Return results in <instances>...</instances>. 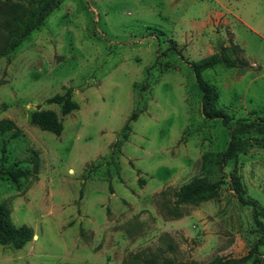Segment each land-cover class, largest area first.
I'll use <instances>...</instances> for the list:
<instances>
[{
  "label": "rangeland",
  "instance_id": "374dc122",
  "mask_svg": "<svg viewBox=\"0 0 264 264\" xmlns=\"http://www.w3.org/2000/svg\"><path fill=\"white\" fill-rule=\"evenodd\" d=\"M35 1L0 0V44L10 8ZM232 43L250 66L201 76L233 126L264 118V0H63L0 56V121L9 122L0 168H30L32 150L38 157L18 185L0 178L11 222L33 232L19 248L0 243V264H204L246 254L258 233L229 176L264 209L263 135H241L213 196L178 195L212 179L204 157L229 138L219 119L201 115L189 64ZM66 90L76 108L62 115L47 99ZM36 110L53 111L60 132L33 123ZM257 257L264 264V245Z\"/></svg>",
  "mask_w": 264,
  "mask_h": 264
},
{
  "label": "trees",
  "instance_id": "16d2710c",
  "mask_svg": "<svg viewBox=\"0 0 264 264\" xmlns=\"http://www.w3.org/2000/svg\"><path fill=\"white\" fill-rule=\"evenodd\" d=\"M63 0H36L35 3L26 11L19 12L16 6H12L7 14L4 22L3 30L5 39L0 44V56L9 53L15 48L21 40L31 31L37 29L44 19L55 10ZM230 49L233 57L226 53ZM175 50L174 46L168 48ZM243 50L238 44L232 43L229 47L220 45L216 52L203 57L197 61L190 62L189 66L192 70L195 84L200 92V113L204 119H219L222 125L228 130V141L222 151L208 153L204 157L203 167L211 176L210 181L191 180L183 185L179 192V199L184 202H194L205 200L213 196L222 184L223 167L226 163L235 159L242 151L243 143L241 135L256 133L264 136V118L256 116L250 120L240 119L233 126L229 125L231 116L222 109L216 107L217 94L212 86L202 78L201 72L215 65H222L226 68L246 69L250 64L239 56ZM48 102H54L60 105L61 114H67L76 108L75 102L70 99L69 90L63 94H55ZM134 114L130 116L133 118ZM30 119L33 123L39 125L42 129L53 133H59L61 130V121L53 111L36 110L31 112ZM8 121H0V132L9 130ZM12 136H16L12 132ZM30 168L7 167L0 168V178H7L11 184L18 185L21 180H25L28 176L35 174L38 170L37 153L32 150ZM229 183L238 202L241 205H248L251 208L252 220L257 229L258 237L252 243L246 254L235 258L216 257L210 262L204 264H243L251 259L252 264H260L261 259L258 258V247L264 245V227L261 218H264V209H262L256 200L244 195L243 188L235 173L229 176ZM33 235L32 229L26 225L15 226L10 219L9 210L3 202H0V243L9 244L14 247H21ZM168 264H200L195 261L171 262Z\"/></svg>",
  "mask_w": 264,
  "mask_h": 264
}]
</instances>
